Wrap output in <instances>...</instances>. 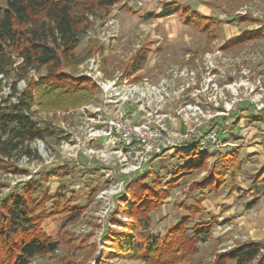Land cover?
<instances>
[{
    "label": "rangeland",
    "instance_id": "obj_1",
    "mask_svg": "<svg viewBox=\"0 0 264 264\" xmlns=\"http://www.w3.org/2000/svg\"><path fill=\"white\" fill-rule=\"evenodd\" d=\"M70 1L83 32L73 62L61 72L87 77L82 66L91 56L98 59L105 78L155 81L172 68H193L197 83L202 75L210 76L213 88L173 96L166 108L198 102L210 116L190 137L213 128L219 141L203 150L192 144L165 149L143 171L124 174L113 158L106 165L80 146L62 148V121L73 126V138L81 135L76 124L82 104L44 107L37 95L31 110L32 118L48 131L41 139L43 150L34 139L28 153L21 148L0 154V198L36 184L31 197L42 214L39 227L56 246L27 264H230L218 259L250 240L263 244V254L264 0ZM5 6L6 0H0V12ZM140 50H147L148 58L131 72L129 64ZM12 54L19 64L21 59ZM44 73V67L29 69L17 89ZM14 80L9 75L1 81L0 103ZM97 94L95 85L92 100H98ZM168 126L186 129L180 118ZM194 156L202 160L191 168ZM146 172L145 181L162 197L144 201L137 213L140 226L122 208L130 203L127 182ZM199 228L206 231L194 238ZM151 234L163 241L154 257L145 251ZM123 240L138 251L119 250ZM260 255L248 264L257 263Z\"/></svg>",
    "mask_w": 264,
    "mask_h": 264
},
{
    "label": "trees",
    "instance_id": "obj_2",
    "mask_svg": "<svg viewBox=\"0 0 264 264\" xmlns=\"http://www.w3.org/2000/svg\"><path fill=\"white\" fill-rule=\"evenodd\" d=\"M72 5L70 0H6L0 12V83L9 75L15 77L10 84L11 93L0 103V154L8 155L21 148L28 153V143L48 133L32 118L31 106L37 95L42 96L41 106L62 109L89 102L95 95L91 79L74 78L59 70L73 62V49L83 32L81 19L73 14ZM12 53L21 59L19 64H15ZM147 58V50H140L132 58L129 71L141 69ZM42 67L45 73L37 81H28L23 89H17V81L25 79L29 69ZM201 160L190 167L199 166ZM145 177L147 172L127 182L130 203L122 208L140 226L142 217L137 213L144 209V201H157L162 197ZM36 189V184H25L17 192L0 198V264H27L33 256L56 247L39 227L42 214L36 212L38 200L31 197ZM205 231L206 228H199L193 237ZM154 236L151 234L147 240L148 257H154L155 251L163 245V241L155 240ZM132 246L123 240L119 250L127 249L129 254L138 251ZM262 246L255 240L243 242L221 255L218 263L248 264L260 255ZM255 264H264V253Z\"/></svg>",
    "mask_w": 264,
    "mask_h": 264
},
{
    "label": "built area",
    "instance_id": "obj_3",
    "mask_svg": "<svg viewBox=\"0 0 264 264\" xmlns=\"http://www.w3.org/2000/svg\"><path fill=\"white\" fill-rule=\"evenodd\" d=\"M98 62L91 56L82 66L83 74L98 87V100L93 99L77 108L79 121L76 127L81 129L80 136L73 138V126L62 121L63 149L80 146L85 153L106 161V165L113 158L120 172L131 174L143 171L151 158L165 149L192 144L203 150L208 143L219 141L213 128L195 139L190 137L194 127L210 116L198 102H186L174 110L166 108L173 96L180 97L185 93L194 96L212 89L214 84L210 76L202 75L197 83L198 71L180 66L170 69L168 74L155 81L147 78L130 80L122 76L105 78L100 73ZM21 82L24 83L23 79ZM213 99L217 98L214 96ZM174 118L181 119L186 126L184 132L169 128L168 124ZM35 140L43 150L42 140Z\"/></svg>",
    "mask_w": 264,
    "mask_h": 264
}]
</instances>
